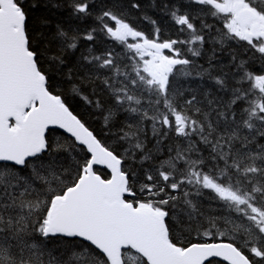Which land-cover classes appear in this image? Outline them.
Wrapping results in <instances>:
<instances>
[{"label": "snow or ice", "instance_id": "6c2138e0", "mask_svg": "<svg viewBox=\"0 0 264 264\" xmlns=\"http://www.w3.org/2000/svg\"><path fill=\"white\" fill-rule=\"evenodd\" d=\"M44 6L93 25H58L52 52L0 0V264H264V0H164L182 38L163 41L118 0Z\"/></svg>", "mask_w": 264, "mask_h": 264}, {"label": "trees", "instance_id": "16d2710c", "mask_svg": "<svg viewBox=\"0 0 264 264\" xmlns=\"http://www.w3.org/2000/svg\"><path fill=\"white\" fill-rule=\"evenodd\" d=\"M53 3H64L66 0H52ZM90 2H94L96 7L99 8L102 3H112V0H90ZM132 2H138L140 4V9H131L130 4ZM171 2V0H169ZM25 8L28 10L29 15V28L32 31L33 35H37L40 30H43L46 34L47 40L52 41L51 44H46L45 46L50 47L52 52L57 51L59 45L58 42L54 39L56 28L58 25L64 27L65 29L79 28L81 31L89 29L93 25L92 19L87 21H78L69 16V12L66 8H51L45 7L44 4L46 0H24ZM33 3H39L40 6L36 8H31ZM119 5L124 9L126 19L130 22L137 30H140L145 33L149 38H155L154 25L151 24L148 20L144 19V16L147 15L151 19L155 20L157 25L160 27V40L167 39H176L182 38L178 25H175L174 22L161 11V5L164 3V0H118ZM47 19L48 25L46 28L41 29V22ZM209 22L211 19L209 18ZM83 43L81 50H83ZM119 48L120 46L116 44L114 41L105 40L101 43V39L98 37L95 47L98 51L112 48ZM177 47H181L177 45ZM233 51L237 52L241 58H247L244 53V48L233 49ZM168 54V52L166 51ZM79 55L77 52L76 56ZM225 64L230 61V57L227 55V52L221 57ZM206 59V58H205ZM76 57H72L69 61V67L75 63ZM202 63L204 61H201ZM47 67V65H45ZM259 65H252L253 70H258ZM65 72H67V68H65ZM54 82L57 84V87L53 88V91L56 93L64 94L65 98L70 104L71 109L74 114H77L83 121L86 122L87 126L90 129L94 130V132L98 135L100 139H102L106 144H112L113 141L110 138H106L104 133L100 131L102 127V120L99 118L97 114L94 113V110L91 109L88 105H86L83 101L79 99V97L73 98V94L71 93V86L64 82V78L60 76L59 73L55 74L53 77ZM93 90V86L85 83L84 91L85 94H90ZM123 116L119 117L120 121H123ZM115 131V129H114ZM59 132V130H57ZM151 133L149 132V135ZM49 136L52 139H62V137L53 131L49 132ZM151 147V144H149ZM98 171L107 174V170L102 167H97ZM207 205V201H205Z\"/></svg>", "mask_w": 264, "mask_h": 264}, {"label": "water", "instance_id": "95a60500", "mask_svg": "<svg viewBox=\"0 0 264 264\" xmlns=\"http://www.w3.org/2000/svg\"><path fill=\"white\" fill-rule=\"evenodd\" d=\"M59 131H62V130H59Z\"/></svg>", "mask_w": 264, "mask_h": 264}, {"label": "rangeland", "instance_id": "374dc122", "mask_svg": "<svg viewBox=\"0 0 264 264\" xmlns=\"http://www.w3.org/2000/svg\"><path fill=\"white\" fill-rule=\"evenodd\" d=\"M131 42V41H130Z\"/></svg>", "mask_w": 264, "mask_h": 264}]
</instances>
